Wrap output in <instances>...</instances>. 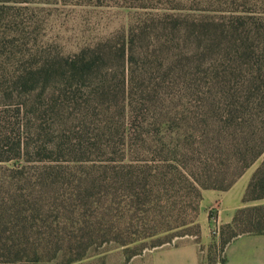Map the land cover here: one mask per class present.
I'll list each match as a JSON object with an SVG mask.
<instances>
[{
    "label": "rangeland",
    "instance_id": "obj_1",
    "mask_svg": "<svg viewBox=\"0 0 264 264\" xmlns=\"http://www.w3.org/2000/svg\"><path fill=\"white\" fill-rule=\"evenodd\" d=\"M99 1L0 9L13 144L0 158V264H157L178 249L188 264L192 248L198 264L219 262L236 230L218 219L224 191L196 181L223 183L210 155L220 146L223 161V25L264 14V0Z\"/></svg>",
    "mask_w": 264,
    "mask_h": 264
},
{
    "label": "trees",
    "instance_id": "obj_2",
    "mask_svg": "<svg viewBox=\"0 0 264 264\" xmlns=\"http://www.w3.org/2000/svg\"><path fill=\"white\" fill-rule=\"evenodd\" d=\"M5 1L10 0H0V9L5 6ZM64 1L101 4L99 0ZM223 30H226V34H223V161L220 146L210 151L211 167L214 168L215 176L220 174L223 168V183L208 179L210 182L196 181V186L199 189L225 191L247 169L253 167L241 201L245 203L264 200V14L238 12L236 16L231 17L229 28L226 29L223 25ZM95 61L91 59L79 68L73 62L71 71L87 73L93 69ZM8 88L7 77L0 67V107L9 104L11 92ZM10 125L7 115L0 116L2 160H7L4 156L13 150ZM4 177L3 174L0 176V182L4 183ZM229 228L236 232L230 239L222 241V247L237 235L264 233V207L237 209ZM183 234L184 231L174 236ZM10 242L9 238H0L1 256H6L4 251L10 246ZM143 247L146 246L142 245L139 249Z\"/></svg>",
    "mask_w": 264,
    "mask_h": 264
},
{
    "label": "crops",
    "instance_id": "obj_3",
    "mask_svg": "<svg viewBox=\"0 0 264 264\" xmlns=\"http://www.w3.org/2000/svg\"><path fill=\"white\" fill-rule=\"evenodd\" d=\"M249 176L243 180V184L239 187L236 196L230 197V192L232 191L230 188L223 192V198L219 200L218 219L221 224L231 223L237 209L246 205V203L241 201V198ZM188 253H190L188 264H198L195 250L193 248L189 249ZM169 254L172 257H177V260L167 262V257H169L167 255ZM184 254L183 249L167 253L165 257L157 260V264H187L184 260ZM214 264H264V233H245L232 238L223 248V260Z\"/></svg>",
    "mask_w": 264,
    "mask_h": 264
},
{
    "label": "built area",
    "instance_id": "obj_4",
    "mask_svg": "<svg viewBox=\"0 0 264 264\" xmlns=\"http://www.w3.org/2000/svg\"><path fill=\"white\" fill-rule=\"evenodd\" d=\"M213 232H215V231H213Z\"/></svg>",
    "mask_w": 264,
    "mask_h": 264
}]
</instances>
